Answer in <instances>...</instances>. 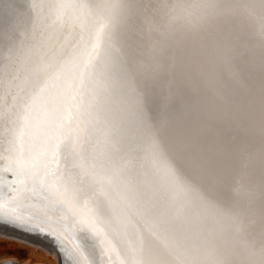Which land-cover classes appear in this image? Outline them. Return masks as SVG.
Returning <instances> with one entry per match:
<instances>
[{
    "label": "snow or ice",
    "instance_id": "snow-or-ice-1",
    "mask_svg": "<svg viewBox=\"0 0 264 264\" xmlns=\"http://www.w3.org/2000/svg\"><path fill=\"white\" fill-rule=\"evenodd\" d=\"M0 225L63 264H264V0H0Z\"/></svg>",
    "mask_w": 264,
    "mask_h": 264
},
{
    "label": "rangeland",
    "instance_id": "rangeland-1",
    "mask_svg": "<svg viewBox=\"0 0 264 264\" xmlns=\"http://www.w3.org/2000/svg\"><path fill=\"white\" fill-rule=\"evenodd\" d=\"M13 237V236H9ZM6 238L4 233H0V259L7 256H16L19 259L30 258L31 260L41 259L50 264H60L62 259L59 254L53 257L50 253H47L43 248L37 247L32 242H26L16 238ZM32 239L38 240L44 243L43 239L35 236ZM47 254V255H46Z\"/></svg>",
    "mask_w": 264,
    "mask_h": 264
},
{
    "label": "bare ground",
    "instance_id": "bare-ground-1",
    "mask_svg": "<svg viewBox=\"0 0 264 264\" xmlns=\"http://www.w3.org/2000/svg\"><path fill=\"white\" fill-rule=\"evenodd\" d=\"M0 233H8L9 236H16V238L21 239L23 241L26 242H32V244L36 245L37 247H41L43 248L47 253H50L53 257H56L58 254L60 256L59 250L58 248L55 246L54 242H52L51 240H46L41 238L39 235L36 234H26L23 232V230H19V229H14L11 226H8L7 228L3 227L2 225H0ZM31 236H35L38 237L40 239L44 240V243L41 241H34ZM47 255V254H46ZM16 261L17 264H50L46 261H43L41 259H35V260H31L30 258H25V259H19L16 256H7V257H3L0 259V264H4L5 261ZM60 264H63V260L61 261Z\"/></svg>",
    "mask_w": 264,
    "mask_h": 264
}]
</instances>
